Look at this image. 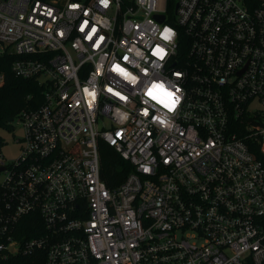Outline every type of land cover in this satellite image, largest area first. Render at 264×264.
<instances>
[{"label":"built area","instance_id":"2783aa9c","mask_svg":"<svg viewBox=\"0 0 264 264\" xmlns=\"http://www.w3.org/2000/svg\"><path fill=\"white\" fill-rule=\"evenodd\" d=\"M0 53L45 86L0 150V257L264 264V0H0Z\"/></svg>","mask_w":264,"mask_h":264},{"label":"trees","instance_id":"16d2710c","mask_svg":"<svg viewBox=\"0 0 264 264\" xmlns=\"http://www.w3.org/2000/svg\"><path fill=\"white\" fill-rule=\"evenodd\" d=\"M172 4V0H171ZM16 58L12 53H0V69L6 73V81L0 86V128L13 129V121L23 109L35 107L43 101L45 86L36 77H20L11 71V62ZM5 140L0 134V150ZM101 173L111 187L120 183L130 172L132 164L104 139H99ZM31 220V214L24 216ZM26 236H33L34 230L26 227ZM22 233H20L21 235ZM46 249L31 252H17L0 257V264H45Z\"/></svg>","mask_w":264,"mask_h":264},{"label":"rangeland","instance_id":"374dc122","mask_svg":"<svg viewBox=\"0 0 264 264\" xmlns=\"http://www.w3.org/2000/svg\"><path fill=\"white\" fill-rule=\"evenodd\" d=\"M0 134L3 136L5 143L2 146V153L7 161L17 159L22 151V141L18 140L23 136L24 131L20 124L12 130L1 127Z\"/></svg>","mask_w":264,"mask_h":264},{"label":"clouds","instance_id":"9594fccd","mask_svg":"<svg viewBox=\"0 0 264 264\" xmlns=\"http://www.w3.org/2000/svg\"><path fill=\"white\" fill-rule=\"evenodd\" d=\"M164 32H165L166 35H168L170 37L169 38L170 40H173L174 41L175 32L172 29L166 27L164 29Z\"/></svg>","mask_w":264,"mask_h":264},{"label":"snow or ice","instance_id":"6c2138e0","mask_svg":"<svg viewBox=\"0 0 264 264\" xmlns=\"http://www.w3.org/2000/svg\"><path fill=\"white\" fill-rule=\"evenodd\" d=\"M170 37L168 36V35H166L165 36V39H169ZM162 51V50H161ZM149 95L151 96L152 94L151 93H149ZM169 95H171V94H169ZM154 99H155V97H153ZM166 107H167V105H165Z\"/></svg>","mask_w":264,"mask_h":264},{"label":"water","instance_id":"95a60500","mask_svg":"<svg viewBox=\"0 0 264 264\" xmlns=\"http://www.w3.org/2000/svg\"><path fill=\"white\" fill-rule=\"evenodd\" d=\"M3 169V166H0V170Z\"/></svg>","mask_w":264,"mask_h":264}]
</instances>
